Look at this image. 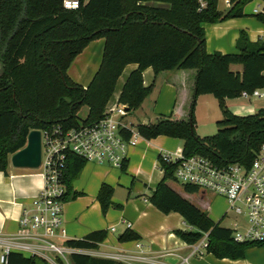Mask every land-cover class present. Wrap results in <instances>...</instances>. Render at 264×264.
I'll return each instance as SVG.
<instances>
[{"label": "trees", "instance_id": "obj_1", "mask_svg": "<svg viewBox=\"0 0 264 264\" xmlns=\"http://www.w3.org/2000/svg\"><path fill=\"white\" fill-rule=\"evenodd\" d=\"M227 12L218 11V0H206L198 10L197 0H80L77 10L63 9V0H0V172H6L8 158L26 144L32 130H47L51 125L64 129L99 121L104 116L117 79L126 66L137 68L127 76L118 104L128 111L137 109L149 96L151 87L143 86L142 72L151 67L154 75L165 71H195L188 115L182 120L170 117L150 125H138L145 140L159 136L183 141L182 156H203L215 164L238 163L246 168L264 143V110L246 117L227 110L226 101L264 88V40L250 42L240 31L236 52L206 53L204 25L244 16L245 6L253 0H230ZM264 1V0H263ZM264 25V14L254 15ZM103 39L100 66L86 87L70 80L67 70L85 47ZM240 65L242 72H232ZM212 95L222 112L212 137L195 134L194 108L199 95ZM85 106L87 116L79 121ZM125 140L129 132L122 133ZM159 158V156H158ZM63 180L65 200L72 183L86 162L69 154ZM124 173L126 163L120 167ZM163 178L151 190L148 202L164 215L176 213L191 227L175 231L185 244L195 245L206 234V253L217 259H244L256 244L237 243L228 228L214 224L206 211L198 209L168 182L175 165L162 164ZM180 185V184H179ZM182 193H206L196 187L180 185ZM113 189L102 184L96 196L100 211L112 205ZM79 193L74 192L72 198ZM119 208V206H116ZM106 231L93 232L65 246L97 250ZM138 235L125 231L118 243L135 242ZM72 264H123L108 259L73 254ZM6 264H45L41 259L10 253Z\"/></svg>", "mask_w": 264, "mask_h": 264}, {"label": "crops", "instance_id": "obj_2", "mask_svg": "<svg viewBox=\"0 0 264 264\" xmlns=\"http://www.w3.org/2000/svg\"><path fill=\"white\" fill-rule=\"evenodd\" d=\"M235 19L236 18L203 26L205 30L207 54H213V52H219L224 55L235 53V42L240 31H244L247 34L250 42H256L264 33V25H261L259 22L253 24L245 21L239 24ZM99 40L103 39H98L97 41L99 43L96 41V44L93 45L99 47L101 42L102 44L104 43V41ZM91 43L85 47L77 59H81L85 53H87L86 51L90 50L89 47ZM92 57L93 55H90V58ZM93 60L95 59L89 60V66L83 68V74L81 75L76 72L75 75L70 73L68 75L70 71L67 70V75L70 80L81 87H86L100 66V62L95 65L93 64ZM136 68V64L125 67L123 72L126 69H129V71L123 78L124 80L121 88L126 82L127 76ZM68 69H70V67ZM230 70L240 74L242 72V67L240 65H231ZM194 76L195 71L192 70H181L179 72L165 71L164 73L154 75L152 68L148 67L142 72L143 86L145 88L151 87V89L148 94L149 96L144 102L133 111L127 110L128 115L123 119L128 128L134 131L133 137L131 135L132 144L128 147L126 159L124 161V163H126V171L123 173L121 169L113 168L105 164L113 168L111 170L115 172L111 173V175L102 173L94 177L92 173L97 172L104 164L97 165L86 162L84 168L74 179L72 190L69 192L68 198L64 202L69 205V202L73 201V204H75L78 200L85 202V205L83 204L84 208L82 210H78L77 207L75 211H72L74 214L73 216L71 215L70 222L68 223L66 220L67 223L63 224L65 237L61 239V241L59 240V243L64 244L66 241L82 240L90 233L103 230L106 231L107 234H115L120 230V234H122L128 230L138 235V240L135 242L117 243V245L106 243L109 239L105 238L106 240L99 244L97 250H88L97 255V257L92 255L91 257L104 260L108 259L104 255H116L121 258V261L108 260L123 264H181L185 259H187V262L184 264H264V250L258 247H253L246 251L244 254L245 258L237 259L236 261L226 258H214L211 254L206 253L205 249L202 250L201 248L193 253V248L199 244H185L175 235V231L186 232V230H190L191 227L183 222L180 215L176 213L164 215L148 202L151 196V190L163 178V171L158 168L160 150L164 153H169L171 156H179L182 155L184 144L181 140L169 138L167 136H159L149 141L145 140L138 134L136 127L138 125H150V123H154L166 117H170L173 120L185 119L188 115L187 109L193 95ZM121 88L115 95L116 103H118ZM233 100L234 99L227 100L226 107L230 113L236 116L246 117L261 110L258 109L259 105L254 108L248 106V113H240L242 111L237 107L230 106ZM194 110V127L197 137H203V135H205L204 129L207 125L214 124L218 130L216 123L222 119V112L219 110L217 100L212 95H199ZM131 114H133L136 119L135 127H133L131 121L128 120ZM124 132L129 131L123 130L122 133ZM10 156L8 158L6 172H0V237L3 238L12 237L20 232L18 221L22 215V210L31 207L32 201L36 199L37 194L42 190L44 185L42 171L14 168L10 164ZM129 169L134 171V173H130V175H132L131 181H129L128 178ZM143 169H151V171L148 174L143 172ZM119 171H121L124 176L119 174ZM102 184H107L113 189L112 205L107 209L105 215L107 218L109 217L111 221L115 218L116 224L110 225L109 227L104 226V224L96 223L88 218L90 214L92 216L98 214L97 211H99L100 207L96 194ZM168 184H170V182H168ZM74 192L79 193L76 198H72ZM185 195L189 194H181V196L187 198ZM204 196H206V193L201 195L200 201ZM72 205L70 204V206ZM194 205L197 207L196 204ZM116 206H119V208ZM197 208L207 213L210 211V207L205 204H201V208ZM222 218L223 216L220 217L218 223ZM96 219H98V217ZM126 224H130L131 228H126ZM110 227L115 228V231L111 232ZM120 234L118 235L120 236ZM119 236L116 237V242ZM137 244H140L142 247L137 248ZM101 247L110 248L114 250V253L107 251L99 252V248ZM23 255L30 257L26 254ZM70 257L68 258V262L72 264L70 262ZM137 257H144L148 262L135 261ZM132 259L134 261H131ZM44 263L48 264L45 261Z\"/></svg>", "mask_w": 264, "mask_h": 264}, {"label": "built area", "instance_id": "obj_3", "mask_svg": "<svg viewBox=\"0 0 264 264\" xmlns=\"http://www.w3.org/2000/svg\"><path fill=\"white\" fill-rule=\"evenodd\" d=\"M197 2L199 11L206 7V0ZM79 6L80 0H63L62 3L66 10H77ZM224 6L226 9L230 8L231 1L224 0ZM253 13L264 14V5L259 10L254 9ZM259 40H264V33ZM240 98L246 101L264 100V88L256 89L252 93L242 92ZM103 113V118L94 123L67 130L60 125L39 130V168L44 185L32 201L31 207L22 210L18 221L20 232L12 237H0V264H6L8 255L15 252L39 257L48 264H69L68 258L74 253L95 255L88 250L68 247L58 242L65 237L62 212L66 193L63 175L67 156L72 154L84 162L107 164L118 169L124 163L128 147L132 144L134 131L123 121L128 115L126 106L116 103L113 108H108L107 105ZM123 130L129 131L132 137L125 140ZM162 164L175 165L173 177L180 185L193 186L223 198L227 204L225 215L231 213L235 218L230 229L232 240L237 243H253L264 250V143L248 168L238 163L215 164L201 155L171 156L160 150L158 168L163 171ZM126 228L130 229V224H126ZM110 231L114 232L115 228L110 227ZM206 237L205 234L199 245L193 248V253L200 248H206ZM136 247L142 246L137 244ZM104 256L121 261L116 255ZM137 260L147 261L144 257H137L135 261ZM186 262L187 259L181 264Z\"/></svg>", "mask_w": 264, "mask_h": 264}, {"label": "rangeland", "instance_id": "obj_4", "mask_svg": "<svg viewBox=\"0 0 264 264\" xmlns=\"http://www.w3.org/2000/svg\"><path fill=\"white\" fill-rule=\"evenodd\" d=\"M264 5V1L261 0V1H257V0H253L252 2L248 3L245 8H244V16L241 17V18H236L235 20L237 21V23H243V22H251L253 24H256L257 21H256V18L254 16V9L256 10H259L261 9V7H263ZM218 11H221L222 13H225L227 12V9L225 8L224 6V0H219L218 1ZM99 41H103V40H99ZM98 42V41H97ZM99 43V42H98ZM93 44H96V41H93L91 44H90V50L89 51H86L87 53H85V55L81 58V59H77V56L76 59H74L71 64H70V69H68V75L69 73L72 74V75H75V72L79 75L83 74V68H87L86 66H89V60L90 59H95L93 60V64L97 65L98 62H100L99 60H101V55L103 53V44L101 42L100 46L97 47V45H93ZM90 55H93L92 58H90ZM92 64V63H91ZM129 71V69H126L123 74H121V76L118 78L117 80V83H116V86H115V90L112 94V99L109 103V106L108 108H113L115 105H116V93L117 91L121 88L122 84H123V78L124 76L127 75V72ZM77 76V75H76ZM84 83V82H83ZM257 104V105H255ZM259 105V108L258 109H264V100H257V99H251L250 101H246V100H243V99H234L232 102H231V105L230 106H235L237 107L240 111V113H248L249 110H248V106L251 107V108H254L255 106H258ZM244 107H247V108H244ZM87 108L85 106H83V108L80 109V111L78 112V117H79V121H83L85 119V117L87 116ZM129 121H131V123L133 124V127H135L136 125V119H135V116L133 114L130 115ZM216 127L214 126V124L212 125H207L205 126V129H204V134L203 137H200V138H204V137H212L216 134ZM162 149V148H160ZM113 168H111L110 166H107L104 164V166H101L100 169L97 170V172L95 173H92V175L94 177H96V175H101L102 173H107L109 175H111V173H114L115 171L111 170ZM120 169V168H119ZM36 171H39L41 172V169H36ZM151 169H143V172L145 173H150ZM130 173H134V171H131L129 169V181L132 180V175H130ZM119 174H122L121 171H119ZM123 175V174H122ZM124 176V175H123ZM170 187H172L177 193H180L182 195H184L185 193H182L181 191V186L179 184H175V183H171L170 182ZM149 192V191H148ZM201 193L199 194H192V195H185L192 203L196 204L197 207H200L201 208V204H205L207 206L210 207V211L208 212L209 214V217L211 218V220L213 221L214 224H217L218 223V220L220 219V217L223 216V218L219 221V225L221 227H224V228H228V229H231L232 228V222L234 221V216L231 214V213H227L225 215V213L227 212V204L225 202V200L221 197H216V196H213L212 194L210 193H207L206 196H204V198L200 201V197H201ZM74 202L71 201L69 202V205H67L66 203H64L63 205V224L68 223L70 222V217L71 215L73 216L74 213H72V211H75V209H77L78 207V210H82L84 207H83V204L85 205V202L83 201H76L75 204H73ZM70 204L72 206H70ZM98 214L97 215H89L88 218H90L91 220H93L94 222L96 223H99V224H104V226H107L109 227L110 225H114L116 224V221H115V218L113 221H111V219L105 215L106 213H102L99 209V211H97ZM98 217V219H96ZM67 220V221H66ZM82 221V219H81ZM121 231V230H120ZM120 231H117V233L115 234H110L108 233L107 234V237L106 239L108 238L109 240L106 242V243H113V244H117L118 242H116V237L119 236L118 234H120ZM112 235V236H110ZM105 239V240H106ZM59 243V242H58ZM199 244V243H198ZM118 245V244H117ZM104 251H107V252H112L114 253V250H111L110 248H107V247H101L99 248V252H104ZM94 257H97V255H92ZM107 258V257H106Z\"/></svg>", "mask_w": 264, "mask_h": 264}, {"label": "water", "instance_id": "obj_5", "mask_svg": "<svg viewBox=\"0 0 264 264\" xmlns=\"http://www.w3.org/2000/svg\"><path fill=\"white\" fill-rule=\"evenodd\" d=\"M41 132L32 130L26 138L25 146L10 156V164L14 168H25L36 170L40 167L41 159Z\"/></svg>", "mask_w": 264, "mask_h": 264}]
</instances>
